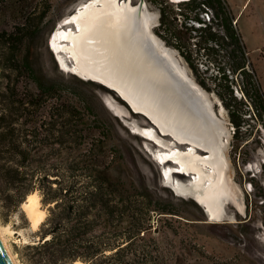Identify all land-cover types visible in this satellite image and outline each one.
Masks as SVG:
<instances>
[{"label":"trees","instance_id":"obj_1","mask_svg":"<svg viewBox=\"0 0 264 264\" xmlns=\"http://www.w3.org/2000/svg\"><path fill=\"white\" fill-rule=\"evenodd\" d=\"M152 1L162 13L157 35L219 97L237 132L251 111L264 126V90L227 1L182 2L179 13L167 0ZM50 11L37 0H0V207L15 212L38 193L48 210L39 240L16 249L18 261L180 264L165 254L162 219L154 217L191 218L165 195L168 189L149 181L120 134L126 128L100 108V91L108 90L59 69L47 40ZM208 11L210 21L201 17ZM179 15L201 26L182 21L180 28Z\"/></svg>","mask_w":264,"mask_h":264},{"label":"bare ground","instance_id":"obj_2","mask_svg":"<svg viewBox=\"0 0 264 264\" xmlns=\"http://www.w3.org/2000/svg\"><path fill=\"white\" fill-rule=\"evenodd\" d=\"M157 18L146 3L85 0L60 26L57 24L51 43L65 71L116 89L119 97L130 101L136 113L159 125L163 136L153 127L129 123L134 133L163 148L156 152L158 161L165 165L173 161L174 166L164 170L167 186L181 196H194L205 205L211 221H233L232 215L225 216L226 205L232 202L240 210L243 205L238 202L230 180L228 129L208 93L187 74L177 51L166 47L154 34ZM111 105L120 116L128 113L126 107L123 110L120 105ZM165 136L171 140L164 141ZM178 145L186 148L182 150ZM171 172L191 176V187L172 178ZM40 206L38 193L28 195L22 204L33 229L39 228L47 216ZM0 235L8 247L1 227Z\"/></svg>","mask_w":264,"mask_h":264},{"label":"rangeland","instance_id":"obj_3","mask_svg":"<svg viewBox=\"0 0 264 264\" xmlns=\"http://www.w3.org/2000/svg\"><path fill=\"white\" fill-rule=\"evenodd\" d=\"M84 1L37 0L40 5L47 4L51 9L49 12L50 16L48 17V26H46L48 45L50 36L58 29V26H60L65 18L74 13L78 5ZM167 1L177 13V6H180V4L171 3L170 0ZM226 1L236 16L235 23L247 46L250 58L255 65L264 90V0ZM139 2L140 0H133V4L139 5ZM145 2L148 9L158 16L157 24L153 28L154 34L166 47L177 51L182 65L187 70V74L198 83L195 69L191 67L179 50L173 46H168L157 35L156 32L160 26L162 16L159 5L152 0H145ZM201 14V16L206 15L204 12H201ZM179 16L176 23L180 28L182 21L186 26L190 24H194L196 27L201 26L197 21L190 20L186 21V24L184 18L181 15ZM57 24L59 25L57 26ZM64 26L67 27L68 25ZM70 26L73 27L72 25ZM194 43L191 40L188 45L193 49L194 46L192 45ZM53 54L59 66V53L55 51ZM60 55L68 61V64H72L71 59L67 57L65 52H61ZM208 61L207 56L199 58V69L197 70L199 74L205 71V64ZM210 65L211 70L208 74H205L208 77L214 73V66L212 63ZM64 73L71 74L67 71H64ZM200 87L202 88L201 85ZM204 90L213 101L214 109L225 122V126L229 132V137L226 139V153L230 161V180L237 193L238 202L243 205V210H240L232 202L226 205L228 214L235 217L233 221L224 219L222 221L210 222L203 208L198 203L189 197L179 196L173 187L167 186L164 170L166 166H174L173 163L168 162L165 165L158 161L155 155L163 148L155 141L134 133L132 126L129 124L131 122V124L135 123L140 127H152L146 117L141 114L132 113L129 110L125 116L118 115L111 107V104L117 107L120 105L123 110H126V105L120 97L110 90L105 92L100 91V108L106 110L112 116L118 117L122 126L126 128L125 130L123 127H120V134L124 138H127L136 149L135 158L149 181L152 184L155 183L160 187L168 189L165 195L170 197V194H173L175 197L173 202L176 204L178 210L183 211L191 218V220H188L176 215L172 217L170 214L156 215L154 217L156 222L162 219L161 223L163 226L160 235L163 237L165 254L168 257L174 259L179 257L180 264H264V239H262L264 238V126L257 121L253 111H251L243 116L244 118L242 119L246 120V125L241 127L238 136L235 137L237 127L232 122L228 109L216 94L210 93L206 89ZM244 112L240 109L241 114ZM241 114H238V116L240 117ZM162 139L164 141L171 140L170 137L166 136L162 137ZM178 147L184 150L186 145H178ZM200 153L202 154L203 152ZM171 177L181 181L183 185L186 183L185 186L191 187V176L171 172ZM182 199L190 200L196 203V205H183L180 203ZM40 204V208L48 213L41 199ZM156 225L158 226V224ZM0 227L3 230L8 248L17 264H21L18 261L17 254H15L16 249L27 243L39 240L38 231L40 226L37 229H33L27 213L21 206L15 212H8L6 209L0 207Z\"/></svg>","mask_w":264,"mask_h":264},{"label":"water","instance_id":"obj_4","mask_svg":"<svg viewBox=\"0 0 264 264\" xmlns=\"http://www.w3.org/2000/svg\"><path fill=\"white\" fill-rule=\"evenodd\" d=\"M187 1H191V0H185V1H182V2H187ZM140 2L142 3H146L145 0H140ZM174 2V1H173ZM182 2H175V3H182ZM69 25H72L73 26V23H70ZM54 34V33H53ZM52 34V36H53ZM52 36H50V39H49V47L52 49V51L54 52V48L52 46V43H51V38ZM59 66H60V69L62 71H65L62 67H61V63L59 62ZM73 75H76L77 77L85 80V81H92V82H95V83H98L97 81L93 80V79H85L84 77H81L80 75L74 73V72H71V71H67ZM100 85H102L103 87L107 88L108 90H110L111 92L115 93L118 97H119V92L116 90V89H112L106 85H104L103 83H99ZM121 100L125 103L126 105V108L131 111L132 113H135V114H138L136 113V111L134 110L132 104L130 103V101L124 99L123 97H120ZM143 115V114H141ZM144 117H146L148 119V121L151 123L152 127L154 128V130L156 131V133L159 135L161 134L163 136V133L159 127V125L153 121L150 117L146 116V115H143ZM145 138V137H144ZM176 143V142H175ZM178 144V143H176ZM173 163V161H171ZM165 176V175H164ZM166 178V177H165ZM174 189V188H173ZM175 190V189H174ZM176 191V190H175ZM179 195V194H178ZM180 196V195H179ZM190 199H192L193 201H195L196 203H198L204 210L207 218L211 221L210 219V213L208 212L207 208L205 207V205H202L194 196H190L189 197ZM228 212H227V209L225 208V216H228ZM230 216V215H229ZM225 220H230V219H225ZM0 264H17L14 256L12 255L10 249L5 245L4 241L2 240V237L0 235Z\"/></svg>","mask_w":264,"mask_h":264},{"label":"flooded vegetation","instance_id":"obj_5","mask_svg":"<svg viewBox=\"0 0 264 264\" xmlns=\"http://www.w3.org/2000/svg\"><path fill=\"white\" fill-rule=\"evenodd\" d=\"M177 11L179 12V11H181V9L179 8V9H177ZM206 15L205 16H201L204 20H207V21H210V19H211V16H212V12H209L208 11V13H205ZM180 17V16H179ZM238 94H239V92H238ZM230 114V113H229ZM231 117V116H230ZM232 120V119H231ZM235 125V124H234ZM243 125H246L245 123H243L239 128L241 129V127H243ZM236 126V125H235ZM237 127V126H236ZM239 129V130H240ZM238 131V127H237V129H236V132H235V137H237L238 136V133L239 132H237ZM241 156V155H240Z\"/></svg>","mask_w":264,"mask_h":264},{"label":"clouds","instance_id":"obj_6","mask_svg":"<svg viewBox=\"0 0 264 264\" xmlns=\"http://www.w3.org/2000/svg\"><path fill=\"white\" fill-rule=\"evenodd\" d=\"M262 239H264V238H262ZM75 264H81V261L77 260V261L75 262Z\"/></svg>","mask_w":264,"mask_h":264},{"label":"built area","instance_id":"obj_7","mask_svg":"<svg viewBox=\"0 0 264 264\" xmlns=\"http://www.w3.org/2000/svg\"><path fill=\"white\" fill-rule=\"evenodd\" d=\"M170 2H171V3H173V1H172V0H170ZM179 4H180V3H178V5H179ZM177 9H179V6H177Z\"/></svg>","mask_w":264,"mask_h":264}]
</instances>
